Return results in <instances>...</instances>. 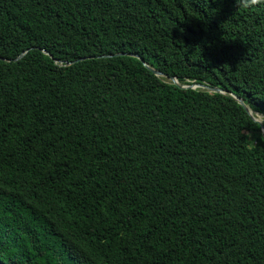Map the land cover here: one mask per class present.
Returning a JSON list of instances; mask_svg holds the SVG:
<instances>
[{
  "label": "trees",
  "instance_id": "obj_1",
  "mask_svg": "<svg viewBox=\"0 0 264 264\" xmlns=\"http://www.w3.org/2000/svg\"><path fill=\"white\" fill-rule=\"evenodd\" d=\"M262 127L264 0H0V264H264Z\"/></svg>",
  "mask_w": 264,
  "mask_h": 264
},
{
  "label": "water",
  "instance_id": "obj_2",
  "mask_svg": "<svg viewBox=\"0 0 264 264\" xmlns=\"http://www.w3.org/2000/svg\"><path fill=\"white\" fill-rule=\"evenodd\" d=\"M21 56H22V55H20L19 57H21ZM153 73H154L155 75H158V76L161 75L160 72L155 71V70H153ZM170 80H171L174 84H177V81H176L173 77H170ZM197 86L200 87V88L210 89V87H208V86H206V85H197ZM197 86H192V88L197 87ZM188 87H189V86H188ZM211 89H212V91H214V92H220V90H219L218 88H211ZM236 99L239 101L240 104H243V102H242L241 99H239V98H237V97H236ZM243 105H244V104H243ZM244 106H245V105H244ZM245 108L247 109L246 106H245ZM247 111H248V109H247ZM248 113H249V115L252 117V115L250 114L249 111H248ZM252 119H253L254 121L260 123L259 121L255 120L253 117H252ZM262 132H263V134H264V127H262Z\"/></svg>",
  "mask_w": 264,
  "mask_h": 264
},
{
  "label": "rangeland",
  "instance_id": "obj_3",
  "mask_svg": "<svg viewBox=\"0 0 264 264\" xmlns=\"http://www.w3.org/2000/svg\"><path fill=\"white\" fill-rule=\"evenodd\" d=\"M251 115H252V117L255 119V120H257V121H259V122H262V116L261 115H259V114H257V113H252L251 112Z\"/></svg>",
  "mask_w": 264,
  "mask_h": 264
},
{
  "label": "clouds",
  "instance_id": "obj_4",
  "mask_svg": "<svg viewBox=\"0 0 264 264\" xmlns=\"http://www.w3.org/2000/svg\"><path fill=\"white\" fill-rule=\"evenodd\" d=\"M259 2V0H251V3L252 4H256V3H258Z\"/></svg>",
  "mask_w": 264,
  "mask_h": 264
}]
</instances>
